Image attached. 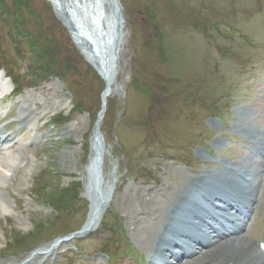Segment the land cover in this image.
I'll return each mask as SVG.
<instances>
[{
    "label": "rangeland",
    "instance_id": "rangeland-1",
    "mask_svg": "<svg viewBox=\"0 0 264 264\" xmlns=\"http://www.w3.org/2000/svg\"><path fill=\"white\" fill-rule=\"evenodd\" d=\"M120 2L125 39L101 125L103 176L108 182L115 175L117 192L97 232L61 244L88 220L91 204L80 173L89 161L106 82L51 0H0V53L10 65L16 62L15 77L25 88L2 103L13 85L0 72V126L18 131L23 106L21 115L31 116L25 131L5 132L17 144L0 153L8 157L0 162V264H24L55 244L53 254L31 264L158 262L151 259L154 229L168 197L210 173L229 183L239 182V172L257 180L249 187L259 198L251 234L264 242V155L256 145L264 143V0ZM38 43L43 60L32 54ZM31 66L39 72L30 77ZM74 103L78 108L69 113ZM57 115L53 129L50 120ZM73 183L79 193L65 203L62 192ZM192 185L183 190L187 198L196 196ZM169 214L168 223L175 212Z\"/></svg>",
    "mask_w": 264,
    "mask_h": 264
},
{
    "label": "bare ground",
    "instance_id": "bare-ground-1",
    "mask_svg": "<svg viewBox=\"0 0 264 264\" xmlns=\"http://www.w3.org/2000/svg\"><path fill=\"white\" fill-rule=\"evenodd\" d=\"M51 1L61 20L69 27L87 61L107 82L108 90L105 92L107 103V99L114 91L119 52L125 39L122 5L119 0ZM120 90L116 89L118 92ZM29 114L23 112L20 115L22 123L29 122L31 118ZM105 115L106 104L99 115V131ZM4 131L5 128H0V150L5 144L13 143ZM99 131L92 136L89 161L85 171L80 173L82 180L85 181L84 196L90 201L91 206L83 232L77 237H83L100 227L117 192L115 175L108 182L103 176L107 147ZM256 145L264 155V143ZM1 160L5 163L8 157H0V162ZM228 172L234 175L231 169ZM239 173H241L239 182L228 178L231 183L213 180L218 177L213 173L192 178L183 188L174 192L172 198L171 196L166 198L168 205L162 210V216L159 215V222L154 229L156 248L151 259H157L161 264H264V250L257 245L254 238L252 239L251 234L255 218L253 222L251 221L252 217H255V209H258L259 198L256 197V191V196L251 194L249 187L257 180H252L250 175L244 172ZM207 181L210 185L209 190L203 188ZM190 183H193V190L204 193L202 196L206 205L190 202L189 207L185 206L188 198L184 196L186 193L184 194L183 190ZM231 184L241 185V189ZM172 210L175 216L181 211L190 218L174 216L173 219L177 220V223H168L169 212ZM181 224L187 226L183 227ZM56 250L57 246H52L35 252L25 259L27 261L24 264H31L35 258L49 256ZM158 262L154 261L151 264H159Z\"/></svg>",
    "mask_w": 264,
    "mask_h": 264
},
{
    "label": "trees",
    "instance_id": "trees-1",
    "mask_svg": "<svg viewBox=\"0 0 264 264\" xmlns=\"http://www.w3.org/2000/svg\"><path fill=\"white\" fill-rule=\"evenodd\" d=\"M40 39V38H39ZM46 39V38H45ZM40 40H44V39H40ZM37 47H39V48H41V44L40 43H38V45H37ZM46 51V50H45ZM41 52H42V50H41ZM47 53L49 54V52L47 51ZM38 56H39V53H38ZM48 55H46V57H47ZM42 57H43V59H44V54H42L41 55V57L39 56V59L40 60H43L42 59ZM63 68L65 69V66H63ZM78 184L77 183H73V185L72 186H70L68 189H66L64 192H62V196H63V201L65 202V203H69L70 202V200L73 198V197H77V195H78V193H79V189H78ZM80 187V186H79ZM74 188L76 189L75 190V194L73 193L74 192Z\"/></svg>",
    "mask_w": 264,
    "mask_h": 264
},
{
    "label": "water",
    "instance_id": "water-1",
    "mask_svg": "<svg viewBox=\"0 0 264 264\" xmlns=\"http://www.w3.org/2000/svg\"><path fill=\"white\" fill-rule=\"evenodd\" d=\"M97 128H98V127L96 126V128H95V129H96V131H97Z\"/></svg>",
    "mask_w": 264,
    "mask_h": 264
}]
</instances>
